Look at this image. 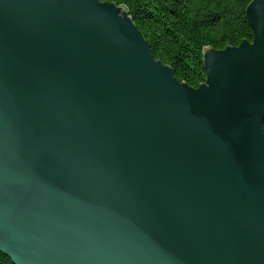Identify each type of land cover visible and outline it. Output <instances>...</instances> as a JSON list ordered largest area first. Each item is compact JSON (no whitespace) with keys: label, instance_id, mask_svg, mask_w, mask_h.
I'll return each mask as SVG.
<instances>
[{"label":"water","instance_id":"obj_1","mask_svg":"<svg viewBox=\"0 0 264 264\" xmlns=\"http://www.w3.org/2000/svg\"><path fill=\"white\" fill-rule=\"evenodd\" d=\"M180 82L128 10L0 0V252L13 264H264V0Z\"/></svg>","mask_w":264,"mask_h":264},{"label":"trees","instance_id":"obj_2","mask_svg":"<svg viewBox=\"0 0 264 264\" xmlns=\"http://www.w3.org/2000/svg\"><path fill=\"white\" fill-rule=\"evenodd\" d=\"M128 10L156 60L192 88L207 79L204 51H222L253 39L247 21L251 0H100ZM0 264L13 262L0 252Z\"/></svg>","mask_w":264,"mask_h":264}]
</instances>
